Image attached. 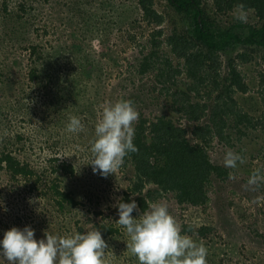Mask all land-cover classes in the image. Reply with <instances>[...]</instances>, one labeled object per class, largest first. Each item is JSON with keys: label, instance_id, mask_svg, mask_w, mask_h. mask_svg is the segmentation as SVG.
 <instances>
[{"label": "rangeland", "instance_id": "374dc122", "mask_svg": "<svg viewBox=\"0 0 264 264\" xmlns=\"http://www.w3.org/2000/svg\"><path fill=\"white\" fill-rule=\"evenodd\" d=\"M209 2L208 8H212ZM154 3L164 15L159 25L144 19L137 0H0V150L17 151L40 174L46 172L39 188L59 177L60 187L72 191L80 201L74 208L58 210L51 196L39 198L0 171V240L7 227L30 226L40 240L46 239V231L70 236L80 228L84 234L107 223L118 232L102 236L108 244L106 264H139L127 250L130 237L116 224L119 215L114 207L122 197L125 203L134 199L139 213L144 212L138 194L125 200L134 180L132 165L124 163L115 175L105 178L93 173L88 163L102 106L120 100H131L139 117H171L194 139L190 128L198 122H187L177 111L178 103L172 104L179 89H188L191 80L184 72L175 74L173 69L182 68L183 60L175 57L165 41L173 31L187 29L189 19L167 0ZM234 10L217 13L213 9L216 24L225 28L241 23ZM241 24L245 33L246 25H257L255 13L249 10L247 23ZM154 30H162L158 38L162 45L150 70L141 74L139 63L151 51ZM246 47L236 46L231 53H248L247 59L236 60L249 89L233 93L237 103L233 112L240 109L252 120L238 124L232 120L222 136L200 140L215 164L223 166L228 150L242 155L246 162L238 163L236 169L225 167L228 174L224 178L212 176L205 205H180L172 193L149 201L150 205L166 203L182 234L204 244L207 264H264V185L257 191L243 187L253 170H264V47ZM168 59L173 68L166 65ZM227 63L228 55L222 53L204 82H195L200 93L192 92V100L211 106L216 101L227 102L222 90L228 77ZM34 68L39 74L36 80L31 78ZM169 75L174 76L167 79ZM220 94L224 98L219 99ZM72 116L81 119L84 131H66ZM54 157L72 163L74 173L52 172V164L58 163L50 162ZM229 172L236 175L235 181L228 179ZM154 187L149 184L147 188ZM139 213L134 211L133 218ZM185 225H192V232H183ZM201 227L209 229L205 236L197 232ZM0 264L6 261L0 258Z\"/></svg>", "mask_w": 264, "mask_h": 264}, {"label": "trees", "instance_id": "16d2710c", "mask_svg": "<svg viewBox=\"0 0 264 264\" xmlns=\"http://www.w3.org/2000/svg\"><path fill=\"white\" fill-rule=\"evenodd\" d=\"M154 1L137 0L144 19L159 25L164 22V15L155 8ZM167 1L177 11L185 13L189 19L187 29L173 31L165 41L171 47L175 57L183 60V67L177 66L173 71L176 75L184 72L186 78L191 80L188 89H179L172 104L178 103L177 111L187 122H198L190 128L191 134L197 141L188 137L189 130L185 126L167 115H159L154 119L145 118L143 115L139 117L134 125L133 141L139 151L130 153L124 159V163L131 164L134 171L133 184L129 193L127 191L125 194V200L128 202L129 195L138 194L137 202L142 211H147L150 206L149 201L167 193H172L180 205L201 206L208 202L207 184L212 176L224 178L228 171L211 160L200 140L206 141V138L212 135L222 136L224 128L230 125L232 120H235L237 124L252 120L248 119L247 114L240 109L236 113L233 112V108L237 106L233 93H246L249 86L236 63L237 58L247 59L248 53L243 51L232 56V49L236 46L247 49L246 45L256 48L264 47V0ZM209 1H212V8H208ZM241 3L245 5L246 10H252L255 13L258 19L257 25H246L245 33L242 22L225 28L216 24L214 17L216 14L214 16L212 14L213 9L217 10V13H226ZM151 34L153 36L151 51L144 55L139 63L138 73L141 74L150 70L151 63L158 58L157 49L162 45L158 39L163 34L162 30H154ZM32 51L36 52L35 45ZM222 53L228 55V77L222 89L227 94V102L216 101L211 106L209 102L192 100L190 97L192 92L200 93L195 82H204L211 70L215 69L216 59ZM170 64V59L166 60V65ZM170 67L173 68L172 65ZM173 76L166 77L171 79ZM31 78L35 80L39 78L35 68L32 69ZM219 86L216 83V87ZM218 98L221 99L224 96L220 94ZM58 161L57 157L50 159V162L55 164ZM52 167V172L57 174L59 171L64 174L74 173L72 163L65 161H60L55 166L52 164ZM0 171H3L15 184L22 183L20 186H24L23 189L34 192L39 198L51 196L58 210L74 208L80 202L72 191L60 187L59 177L56 180L46 181L44 189L39 188L46 172L40 174L37 167L32 165L29 159L20 157L17 151L13 153V150L7 148L0 150ZM149 184L154 185V189L147 188ZM7 230L10 229L7 227ZM98 230L104 237L118 232L117 228L107 223L100 224ZM192 230V225H185L183 228L185 233ZM208 230L206 227H201L197 232L205 236ZM80 231L78 233H81Z\"/></svg>", "mask_w": 264, "mask_h": 264}, {"label": "clouds", "instance_id": "9594fccd", "mask_svg": "<svg viewBox=\"0 0 264 264\" xmlns=\"http://www.w3.org/2000/svg\"><path fill=\"white\" fill-rule=\"evenodd\" d=\"M236 20L247 23L248 10L238 4L234 10ZM139 112L131 100H120L102 106L95 125V139L91 142L90 164L93 173L102 177L115 175L130 153H138L134 144V124ZM81 119L72 116L66 127L69 133L84 131ZM242 155L226 151L223 166L236 169L244 164ZM228 179L235 181L236 175L229 172ZM264 185V170L255 169L243 187L246 191H257ZM30 203L34 202L30 199ZM259 202V200L257 201ZM119 219L116 224L126 229L130 241L127 250L137 257L139 264H207L208 250L203 243H196L190 236L182 234L176 218L170 214L166 203H152L148 211L139 213L133 199L130 203L119 198L116 205ZM6 210V209H5ZM137 211L138 218L132 213ZM46 239L37 240L30 226L23 229L12 227L4 232L0 240V258L6 264H106L108 244L99 230L84 234L59 236L44 232Z\"/></svg>", "mask_w": 264, "mask_h": 264}]
</instances>
